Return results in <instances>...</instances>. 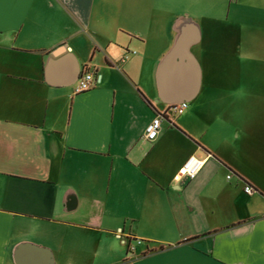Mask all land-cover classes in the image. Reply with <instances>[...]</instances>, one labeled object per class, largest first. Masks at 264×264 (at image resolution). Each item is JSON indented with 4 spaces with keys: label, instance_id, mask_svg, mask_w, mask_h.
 I'll return each instance as SVG.
<instances>
[{
    "label": "crops",
    "instance_id": "obj_1",
    "mask_svg": "<svg viewBox=\"0 0 264 264\" xmlns=\"http://www.w3.org/2000/svg\"><path fill=\"white\" fill-rule=\"evenodd\" d=\"M0 264H264V0H0Z\"/></svg>",
    "mask_w": 264,
    "mask_h": 264
},
{
    "label": "built area",
    "instance_id": "obj_2",
    "mask_svg": "<svg viewBox=\"0 0 264 264\" xmlns=\"http://www.w3.org/2000/svg\"><path fill=\"white\" fill-rule=\"evenodd\" d=\"M92 83H93L92 72L90 70H82L73 87V92L77 93V92L85 91L90 88ZM186 105L187 103L185 101H180L178 103L169 105L162 112H156L148 121V123L145 125L143 137L146 140H153L158 134L161 120L165 118V115L173 117L177 114H180L186 108ZM201 164H202V159L197 158L194 155H189L177 170L176 178L183 180L192 179L200 169ZM229 177L230 174H227L226 178ZM251 190L252 188L249 184L243 185V191L245 193H250Z\"/></svg>",
    "mask_w": 264,
    "mask_h": 264
},
{
    "label": "water",
    "instance_id": "obj_3",
    "mask_svg": "<svg viewBox=\"0 0 264 264\" xmlns=\"http://www.w3.org/2000/svg\"><path fill=\"white\" fill-rule=\"evenodd\" d=\"M181 44H183V39H182V37H180L179 39H178V41H177V43H176V47L178 46V45H181ZM173 51V50H172ZM173 56V52H169L168 54H167V59H169L170 57H172ZM171 65H174L173 67H171V69H169V72L171 73V76H172V79H173V81H176L175 82V84L176 85H173V87H175L174 88V90H175V92H176V89L178 90L177 92H178V95H176V100H173V101H170V103H172V102H178V100H180V99H183L184 98V95H185V92L187 91V87H184V85L182 84V71H183V69L182 68H180L178 65H175V62H173V60H172V62H171ZM194 73V72H193ZM179 82L181 83V84H179Z\"/></svg>",
    "mask_w": 264,
    "mask_h": 264
},
{
    "label": "rangeland",
    "instance_id": "obj_4",
    "mask_svg": "<svg viewBox=\"0 0 264 264\" xmlns=\"http://www.w3.org/2000/svg\"><path fill=\"white\" fill-rule=\"evenodd\" d=\"M170 118H172V117L170 116Z\"/></svg>",
    "mask_w": 264,
    "mask_h": 264
}]
</instances>
